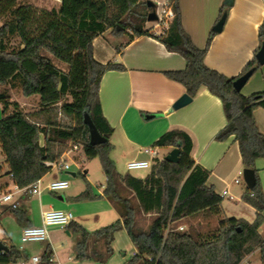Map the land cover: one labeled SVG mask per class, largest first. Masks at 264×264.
I'll return each mask as SVG.
<instances>
[{"label":"trees","instance_id":"obj_1","mask_svg":"<svg viewBox=\"0 0 264 264\" xmlns=\"http://www.w3.org/2000/svg\"><path fill=\"white\" fill-rule=\"evenodd\" d=\"M166 1L173 18L161 35L154 36L144 28L148 14L144 13L147 6L143 0H60L58 8L51 10H39L20 0H0V85L17 84L23 97H38L36 111L27 114L7 93H0V151L8 167L6 175L18 189L27 188L49 173L45 163L59 160L67 144L80 145L86 160L98 158L105 177L102 195L94 194L83 176L85 188L72 200L105 198L119 219L91 233L73 221L69 223L65 230L78 235L76 260L104 263L112 253L115 233L123 229L135 254L122 264H241L258 248L263 261L264 240L258 230L264 224V196L254 162L264 158V135L258 131L253 114L257 109L264 110V91L246 97L233 86L260 65L254 55L240 74L231 78L207 68L203 59L216 33L211 29L205 47H195L181 26L178 1ZM230 6H221L219 18ZM106 31L115 37L129 33L130 39H156L185 60L182 71L164 73L168 79L181 84L190 98L203 87L221 101L226 124L215 140L223 142L234 136L243 169L255 173V186L242 195V200L256 211L252 224L223 216L222 198L207 184L208 171L191 159L192 143L184 133L168 131L151 146L177 147L180 154L176 164L154 158L143 179L117 172L109 157L113 129L102 116L98 92L106 72L123 71L124 67L98 63L92 47L93 40ZM262 44L264 19L258 28L255 54ZM48 55L67 69L55 66ZM85 113L106 139L103 144H90L83 123ZM58 115L71 118L74 126L59 124ZM4 211L12 213L18 223L26 220L19 207L6 206ZM201 213L220 217L216 232L192 235L178 230L182 220ZM138 214L155 216L145 230L137 226ZM98 243L103 253L95 247ZM6 247L1 257L10 264L27 259L17 247ZM50 255L48 250L43 253V264Z\"/></svg>","mask_w":264,"mask_h":264},{"label":"crops","instance_id":"obj_2","mask_svg":"<svg viewBox=\"0 0 264 264\" xmlns=\"http://www.w3.org/2000/svg\"><path fill=\"white\" fill-rule=\"evenodd\" d=\"M150 1L155 9L167 3L166 0ZM177 1L183 30L195 47L204 48L209 32L220 19L219 11L225 0ZM226 4L231 6L226 14L225 23L221 32L213 37L203 63L207 68L231 78L239 75L255 55L258 47V28L264 19V0H232ZM92 47L93 58L98 63L112 62L124 67L123 71H108L102 76L98 98L102 116L113 129L111 136L118 133L124 145L132 152L131 159L126 161L125 165L132 160H148L149 156L144 154L143 150L150 148L162 134L168 131L184 133L192 143L191 159L196 165L208 171L207 184L222 198L220 207L223 216L252 224L256 211L242 200V195L248 189L242 180L243 167L238 143L234 136L223 142L215 140L217 133L226 124L221 101L202 87L191 98L189 104L177 110L172 108L173 104L186 93L181 84L171 81L164 73L182 71L185 68V60L180 55L167 51L159 41L149 36L130 39L126 35L115 37L110 31H106L93 40ZM263 91L264 64L245 81L240 94L247 97ZM253 115L258 131L264 135V110L257 109ZM172 148L160 149L165 150L167 155ZM254 169L264 196V158L254 162ZM143 171L147 173L139 177L140 179L149 172ZM54 172L52 179L66 180V176H74L71 170ZM83 173L87 175L86 171ZM46 175L42 177L43 182ZM6 180L12 183L9 176ZM235 180H238V183H235ZM90 186L94 187L92 184ZM83 190L84 187L80 193ZM65 191L59 193L44 191L39 196L21 193L17 199L18 207L25 213L26 220L21 223L14 221L19 227V234L25 227L40 226L42 211L55 209L71 212L73 209L71 202H74L72 199L80 193H63ZM102 192L103 189L93 191L96 195H102ZM58 195L59 200H54L53 196ZM84 202L91 203L88 208L93 210L91 214L93 224H98L108 213L113 222L119 219L116 210L105 198ZM6 206H0V224L10 215L4 211ZM101 206L106 209H101ZM75 210L76 208L72 211ZM73 222L89 233L103 227L88 228L87 220L83 219L81 213L74 215ZM258 232L264 239V224ZM77 240L78 235L71 234L65 229L50 230L48 239L44 242L25 243L19 246L12 244L5 230L0 236L2 244L17 247L27 259L31 256L41 257L48 250L54 261L60 264H102L76 260ZM134 254L135 249L132 246L131 256ZM247 263L250 264L249 261ZM0 264L10 263L0 256Z\"/></svg>","mask_w":264,"mask_h":264},{"label":"rangeland","instance_id":"obj_3","mask_svg":"<svg viewBox=\"0 0 264 264\" xmlns=\"http://www.w3.org/2000/svg\"><path fill=\"white\" fill-rule=\"evenodd\" d=\"M147 0H143V2H146ZM21 4H27L34 8H37L39 10H51V9H57L60 3V0H20ZM163 9H167V7H162ZM170 8V7H169ZM144 13L149 14L151 12V9L145 8ZM156 11V9H155ZM161 20L157 19L156 22H147L144 24V28L152 35L159 36L161 35L167 28V24L170 22L168 17L164 13H161ZM159 34V35H158ZM124 35L127 36V38H130L129 33H125ZM122 35V36H124ZM48 57L51 59L52 63L57 66L58 68L62 70H66V65L63 63L57 61L52 56L48 55ZM7 93L9 95V98L11 101L17 102L22 109V111L27 112V114H31L32 112L36 111L37 105H38V97L33 96L30 98L23 97L21 93L20 86L17 84L12 86L10 83L5 85H0V93ZM0 118H1V111H0ZM57 121L59 124L64 126H74V121L71 118H67L62 115H58ZM40 140L42 142V137H40ZM109 143L112 146L111 152L109 154L110 159L115 162V168L117 172L124 173V174H130V175H137L139 177L144 176L147 171H138V172H127L125 168V162L131 159L130 154L132 153L130 149H128L125 145L123 140L120 138L119 134L116 133L115 135L111 136L109 139ZM68 145H65L63 151L68 148ZM151 148V147H150ZM158 159L163 158L165 155V150L158 148ZM61 156V155H60ZM60 158V157H59ZM73 164H71V173L74 174V176H66L65 179L68 181L69 187L68 189L63 193L68 194H76L80 193V191L85 188V180L83 179V176H85L86 181L89 184H92L94 187L92 188L93 191L101 190L104 188L105 184V177L102 172V169L100 167V163L98 158L92 159V160H86L82 150H79L74 156H73ZM84 171L87 172V175H84ZM8 172V167L5 163V159L0 151V195L14 190V185L11 183H8L9 180H6V173ZM55 175V172H51L46 175L44 178V182H48L52 179V177ZM240 177V175H239ZM258 177V176H257ZM259 180V179H258ZM6 182L5 184H3ZM260 184V181H259ZM102 185V186H100ZM261 187V185H260ZM63 195V194H60ZM126 196L128 194H125ZM53 199L59 200L58 196H53ZM67 201H70L67 199ZM71 202V201H70ZM134 203V201H133ZM71 208L75 211H72L73 216L76 215V213H81L83 216V219L87 220V227H104L111 223H113L114 220H111L109 213L105 215L106 217L101 218V220L98 222V224H93V216L91 215L93 213V210L88 208V206H91V203L87 202H71ZM97 204V203H95ZM101 205V203H100ZM2 206V205H0ZM101 209H106L102 208ZM70 208V209H71ZM78 211V212H76ZM102 211V210H97ZM154 215H144V214H138L136 216V223L137 226L143 230H145L151 220L154 218ZM220 217L213 216L208 213H201L197 215L194 218H188L182 220L178 224V228L180 227L181 232H188L192 235L195 234H211L216 232L218 220ZM92 220V221H91ZM15 218L12 213L10 215L6 216L5 219L1 222L0 226V236L2 234V231H6L7 235H9L12 244L15 246L21 245L20 242V234H19V227L14 222ZM92 222V224H89ZM96 225V226H95ZM4 233V232H3ZM262 238V237H261ZM263 239V238H262ZM264 240V239H263ZM8 243L9 240H7ZM95 247L97 250L101 253L104 252V248L102 244L98 243L95 244ZM111 250L112 253L109 256V258L102 264H120L124 263L125 261L129 260L132 252V244L124 230H119L114 235V240L111 243ZM124 255V256H123ZM247 261L250 262V264H264V260L262 261L260 258V250L255 249L252 253H250L248 256L244 258L241 264L247 263Z\"/></svg>","mask_w":264,"mask_h":264},{"label":"built area","instance_id":"obj_4","mask_svg":"<svg viewBox=\"0 0 264 264\" xmlns=\"http://www.w3.org/2000/svg\"><path fill=\"white\" fill-rule=\"evenodd\" d=\"M163 7L165 9L156 7V16L157 19L161 20V13H164L168 17L169 21L173 18L172 11L170 10L168 4L166 3ZM82 150V147L77 144H69L68 148L65 149L59 160L55 162H47L45 165L50 168L49 172L52 171H61L69 172L71 170V164H73V156L79 151ZM144 154L149 156L148 160H132L126 163L125 168L127 172H138L143 170H150L153 159L157 158L156 148H146L143 150ZM130 175V174H129ZM133 178L140 179L137 175H131ZM235 183H238V180H235ZM69 187L68 181L64 179H52L48 182H43L42 178L36 180L27 188L18 189L14 186L13 191H8L0 195V204L7 205L11 209H16L18 207V197L21 193L39 196L42 192L50 193H59L64 190H67ZM41 224L38 227H25L22 229L20 234L21 244L25 243H39L44 242L48 239L50 230H64L69 223L74 220V216L71 212L49 209L42 211L40 214ZM178 230H181L179 227ZM2 251H0V256ZM150 260V259H149ZM18 264H43L40 256H31L27 260H23ZM46 264H60L54 261L53 257H50L47 260Z\"/></svg>","mask_w":264,"mask_h":264},{"label":"water","instance_id":"obj_5","mask_svg":"<svg viewBox=\"0 0 264 264\" xmlns=\"http://www.w3.org/2000/svg\"><path fill=\"white\" fill-rule=\"evenodd\" d=\"M231 2L232 0H225V3H231ZM146 6L147 8L151 9V12L147 15V22H156L157 16L155 13L154 4L150 0H147ZM225 19H226V14H223L221 18L217 21V23L213 26L212 29L215 33L221 32L223 25L225 23ZM255 59L259 65L264 64V44H262L260 49L255 54ZM249 76H250V73H246L244 76L237 79L233 83L234 88L237 91H240L242 85L249 78ZM190 101H191V98L188 95H183L173 104L172 108L174 110L180 109L186 106L187 104H189ZM83 123L84 125L87 126L88 133H89V142L91 145L103 144L106 141V139L99 134L94 124L92 123L90 117L86 113L83 115ZM179 154H180L179 149L177 147H174L167 155L163 157V160L169 163H172V164H176L179 159ZM242 180L244 184L246 185L247 189L251 190L255 186V183H256L254 171L252 169H243L242 170ZM0 251H7V247L3 245L1 242H0ZM244 264H248V263H244Z\"/></svg>","mask_w":264,"mask_h":264}]
</instances>
